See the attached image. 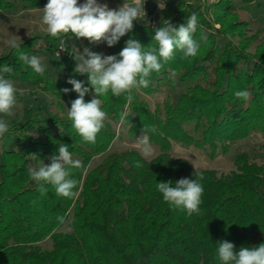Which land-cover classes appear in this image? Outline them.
Listing matches in <instances>:
<instances>
[{
    "label": "trees",
    "instance_id": "1",
    "mask_svg": "<svg viewBox=\"0 0 264 264\" xmlns=\"http://www.w3.org/2000/svg\"><path fill=\"white\" fill-rule=\"evenodd\" d=\"M20 2L34 9L47 0ZM154 2L149 0L147 6L153 8ZM15 3L0 0V11L14 9ZM195 4L166 0L156 23L134 21L133 31L116 45L108 47L105 42L110 55H118L130 38L147 48L156 44L154 29L164 20L179 25L191 13L197 14L193 34L200 44L197 56L182 59L175 51L171 60L162 61L159 73L151 74L147 88L133 89L131 102L127 94L114 97L109 92L100 97L107 119L95 143L84 142L67 117L78 97L74 91L63 92L72 89L67 83L70 78L89 87L86 103L94 93L87 74L75 73L73 59L67 73L53 80L46 71L41 76L19 61L15 49L0 57V69L5 65L12 69L0 75L49 95L56 109L48 114L31 109L22 120L9 121V131L0 137V264H219V241L233 243L237 251L264 243V164L242 151L235 154L232 169L221 173L194 170L187 159L170 155L177 145L214 157L228 154L231 146L247 141L253 133L264 138V39L248 36V23L237 20L233 0H196ZM66 38L76 37L47 33L20 46L30 56L55 53ZM253 42H259L254 49ZM165 88L181 91L174 103L166 98L152 106L144 99ZM238 90L249 91L250 98H235ZM125 110L130 125L123 128L129 137L140 136L143 124L156 126L150 141L159 153L150 160L135 149L110 151L116 139L113 125H118ZM60 144L80 161L104 155L87 172L82 167L71 170V178L78 181L75 199L56 196L49 184H45L47 194L41 195L29 176V168L50 165ZM137 160L143 167L134 166ZM199 174L204 187L199 215L170 208L156 190L157 182L175 184L181 178L199 179ZM70 216L71 232H59ZM47 239L51 248L42 250L39 244Z\"/></svg>",
    "mask_w": 264,
    "mask_h": 264
},
{
    "label": "clouds",
    "instance_id": "2",
    "mask_svg": "<svg viewBox=\"0 0 264 264\" xmlns=\"http://www.w3.org/2000/svg\"><path fill=\"white\" fill-rule=\"evenodd\" d=\"M160 10L166 8V0H156ZM146 0H125L118 8H110L107 3H98L97 0H47L42 12L41 23L45 31L52 37L61 34H73L76 38H85L92 44L106 42L108 47H113L126 34L133 31L134 21L140 22L146 17ZM197 28V14L191 13L185 23L176 25L170 20H164L162 26L154 29L152 40L155 45L147 48L136 39H128L125 47L118 55H103L85 47L83 53L77 52L74 57L75 73L87 74V82L94 90L90 102H85V95L89 87L84 82L70 78L67 83L72 89L65 88L63 92L74 91L78 97L71 102L67 117L74 131L86 143H95L98 133L104 128L107 114L101 109L102 100L111 92L112 96L126 95V100H133V89L147 88L152 73H159L163 63L173 58L174 52L179 51L182 59L197 56L200 44L193 38ZM14 35L6 41L8 47L16 50L18 60L31 67L43 76L47 65L42 63V58L21 50L20 43ZM163 61V63H162ZM11 67L5 65L0 72L10 73ZM26 94V89H17L14 82L4 75H0V114L12 116L17 104V92ZM234 97L247 101L250 93L247 90L234 92ZM127 107V106H126ZM129 112L122 111L119 115L118 127L130 125ZM9 123L0 118V137L9 131ZM157 128L154 124H143L141 135L136 139L139 154L144 160H150L155 155V148L150 141V134H155ZM135 167L141 168L143 164L137 160ZM81 162L73 160L69 148L60 144L58 154L51 156L50 165L38 168H29L30 179L39 185L37 191L41 195L47 194L45 184L51 185L55 195L69 199L79 196L78 181L71 178V170L80 168ZM199 179L181 178L173 184L157 182L156 190L162 194L163 201L170 208L185 212L188 216L201 213L202 196L204 187ZM44 182V183H41ZM62 221L63 217H58ZM216 259L219 264H264V243L251 248L241 247L238 251L235 245L227 240L218 242Z\"/></svg>",
    "mask_w": 264,
    "mask_h": 264
},
{
    "label": "rangeland",
    "instance_id": "3",
    "mask_svg": "<svg viewBox=\"0 0 264 264\" xmlns=\"http://www.w3.org/2000/svg\"><path fill=\"white\" fill-rule=\"evenodd\" d=\"M15 7L12 10L0 11V57L9 53L12 49L8 47L6 41L13 38L15 35L17 42L22 43L31 37L39 36L43 37L47 34L44 30L45 26L41 23L42 12L39 9H43L44 6L38 8H25L20 0H15ZM149 0H146L145 11L146 17L136 23L144 25L147 23L154 24L162 18V12L157 6V2H154L153 8L147 6ZM194 7L196 0H186ZM85 0H78V3H84ZM98 3H107L110 8H118L125 0H97ZM152 11V12H151ZM233 11L236 13L237 20L245 21L248 23V36L255 35L258 40L264 39V0H252L248 3L245 0H233ZM216 28L218 26L216 25ZM238 40L233 38V41ZM259 43V42H258ZM256 42H253V49L257 46ZM87 47L91 51L102 53L103 55H110L105 42L99 44H92L89 41L84 42L76 38H66L61 41L60 48L55 53L41 52L36 56L42 58V63L47 65L46 72L49 73L53 80L59 79L61 76L67 73L70 68L69 60L73 59L77 52L83 53V49ZM75 62V60H74ZM76 63V62H75ZM14 82V86L19 89H26L27 92L24 95H20L17 92V104L13 109L14 114L10 117L0 114V118L5 119L7 122L11 120H22L23 117L31 111V109L39 108L44 114L54 113L56 111L52 98L30 86L21 83L17 79H10ZM180 90L165 88L160 93L144 98L150 102L152 106L157 103H161L164 99L169 98L174 103ZM116 139L114 140L110 151L121 149H135L136 139L139 137H129L127 129L118 127L117 124L113 125ZM188 129H192V126H188ZM155 148V155L159 153L157 147ZM138 151V150H137ZM245 151L248 153L251 160L256 161L258 164H264V138L259 133H253L250 138L241 143L231 146V150L228 154H219L211 157L208 152L198 149L190 148L183 149L180 146L173 145L170 155L175 158H185L192 165L194 170L200 169H213L221 173H227L233 167V159L235 154ZM103 156L93 159L91 162L80 161L72 155L73 160H79L81 167L87 172L96 165H98ZM33 167V166H31ZM59 232L70 233L71 232V216L68 218L63 226L59 229ZM51 240L47 239L39 244L42 250H49L51 248Z\"/></svg>",
    "mask_w": 264,
    "mask_h": 264
}]
</instances>
